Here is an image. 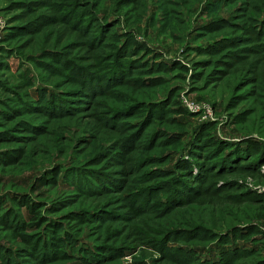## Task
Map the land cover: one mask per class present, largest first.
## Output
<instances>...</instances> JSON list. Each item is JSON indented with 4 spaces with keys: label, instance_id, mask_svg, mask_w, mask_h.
<instances>
[{
    "label": "rangeland",
    "instance_id": "obj_1",
    "mask_svg": "<svg viewBox=\"0 0 264 264\" xmlns=\"http://www.w3.org/2000/svg\"><path fill=\"white\" fill-rule=\"evenodd\" d=\"M115 59L126 62L123 80L92 94L69 66L104 75ZM53 94L69 112L38 107ZM208 137L236 144L243 164L200 181L198 165L176 162L213 160ZM245 141L264 147V0H0V157H13L0 159V215H14V227L0 218V246L11 263H256L264 151ZM56 170L55 184L39 181ZM178 176L202 197L173 203ZM108 178L118 186L100 190ZM34 239L58 253L44 260Z\"/></svg>",
    "mask_w": 264,
    "mask_h": 264
},
{
    "label": "trees",
    "instance_id": "obj_2",
    "mask_svg": "<svg viewBox=\"0 0 264 264\" xmlns=\"http://www.w3.org/2000/svg\"><path fill=\"white\" fill-rule=\"evenodd\" d=\"M226 25H227V21L225 19H221V20H217V21H214V22L210 23L206 28L209 31H213V30L221 29V28H223ZM258 28H256V30ZM261 32L262 31L259 30L257 32V34H259ZM118 36H120V35H117V34L115 35V37H118ZM91 41H94V40H91ZM121 42H124V41H121ZM130 42H131L130 45H132V47L130 48V51L138 50L140 52L143 49L142 45H140V43H138V42H137L138 44L135 43V39L134 38H130ZM220 42L221 41H219V44H220ZM118 43H120V39H119ZM222 44H224V45L229 44V40H223ZM119 46L121 47V48L119 47L121 49V51H123L125 49V47H126L125 43L122 44V45H119ZM217 46L218 47H222L221 45H216V46H213V47L217 48ZM138 47H140V49ZM54 54H55V56H58V55H56L57 53H54ZM60 58H62V57H60ZM111 63L112 64L106 66L107 71L105 72L104 75H98V74H95L94 72H91V71L87 72V73H84L83 71H81V73L79 74L78 71L76 72V70H77L76 67H74L70 63H69V66L74 70L75 76L73 78L74 79L78 78V80H80L81 83H85L86 87H87L86 93H91L92 94V93L100 92V91L104 90L105 88H107L108 86H110L111 84H114L115 82L119 81L120 79H122V76L126 74V71L128 72L127 69H123V67H124L123 63H126L125 61H121L120 59H115ZM77 75H79V76H77ZM101 81L104 82V85L101 84ZM144 81H145L146 84H147V82L149 83L148 79H146ZM79 92L80 93H85V92H83V90L82 91L80 90ZM52 98H54V99L53 100L50 99V100H47V101H46V99L42 100V104H40V106H38V107L40 109L44 110L45 112L51 113L53 115H61V114H64V113L70 111V109L68 108L66 103L63 101V99H61L60 96H56V95L53 94ZM135 137H136L135 134H132V135H130L127 138V141L125 143L126 145L124 146L125 148H127V149H125L126 151L129 150V148L132 146V142L135 139ZM207 140H208L207 142L210 144L208 146L212 147L210 152L214 154V156H213L214 159L213 160L208 161L205 158V160H204L205 162H202V161L198 162V161H196L193 158H190V159L181 158V159H179L176 162V167L179 168L180 170H185L187 172H192L193 171V164L198 165V167H200V171H199V173H197L194 176H195V178H197V179L199 178V180L202 181L205 177L208 178L209 175L211 174L212 171H211L210 168H214V169H218V170L223 171V170H227V169H231V168L233 169V168L239 167V165L243 164V163H240L238 161H240V158L242 156H244V153H243L242 149L239 150L236 147L237 146L236 144L233 145L234 143L233 144L230 143L228 145L227 142L221 141V140H219V139H217L215 137H208ZM245 143L249 147H251L253 149V154H255L257 152H262V150L264 151V147H262V145L260 143L248 142V141H245ZM191 154H193V155L195 154L194 156H196V153L192 152ZM199 154H201V152H199ZM224 154L226 156H224ZM4 158L6 160V159H12L13 157L9 156V155H8V157H0V159H4ZM210 158H211V156H210ZM253 163L254 162H252L251 164L254 165ZM252 165H249V166H252ZM60 173H61V171H59V170H56L55 172H53L50 175L51 181L50 180L49 181L46 180L47 176L49 177V175H46V176L42 175L39 178V181L42 184H55L57 182V177L60 175ZM178 177H177V179H175L174 184L171 185V197L173 195L172 199H174L176 197V195H179L176 199L172 200L173 203L178 204V205L179 204H186L188 202L190 203L191 201H193L195 199L197 200V199L202 197V195L204 194L203 193L204 190L201 192L200 189H199L200 187L191 184L187 180L184 181L180 177H179L180 178L179 179ZM114 180H115V182H114ZM99 182L101 184L100 190L101 189L104 190V189H109L110 188V187H108L106 185V183H108V184L110 183L112 186L115 185V184H116V186H118V182L119 181L116 180V179H113V178H110V180H109V178H108L107 180L99 179ZM94 188H97V187H94ZM90 189H93V187L90 188ZM203 189H204V187H203ZM30 202L31 201H29L28 199H24V201H21L20 204L23 205V206H27L28 207V212L31 215V221H33V225L35 226V224H37V225L39 224L38 221L42 220V214L38 210V208L35 207V204L30 203ZM12 214L13 213H9V214L5 213V215L1 214L0 218L3 219V218L6 217L4 219V221H7V222H9L10 225H12L13 223H12L11 219H12V216H14ZM3 216H5V217H3ZM14 223H16L17 226L20 225L19 227H22L23 224H24V221L22 219H20L19 216H18L17 219H15ZM12 226L14 227V225H12ZM53 226L55 227L56 223ZM19 227L15 226V228H19ZM235 230L236 229H234V230H232V232H230L231 235H234V231ZM19 235L25 241L29 240L27 238V235H25L24 233H20ZM28 236L30 237L31 235H28ZM70 236L67 235L66 238L63 237L65 239H63L61 237L62 243L70 244L71 242H73L72 239L70 238ZM226 238H228V236H226ZM36 240L34 239L32 241L31 247L33 249L35 248V250L38 251L39 256L41 258H43L44 260L45 259H49V258L52 259V257L55 256L58 253L57 251L48 250V246L49 245L48 246L42 245L41 247L38 248L36 246ZM47 241L49 242L48 238H47ZM47 241H46V239H43V243H45ZM155 244H157V242ZM60 247L63 248V250L61 251V255L66 254V250L64 249V246L60 245ZM2 248H4V247L0 246V258H1V261L4 264H18L17 260L15 261V259H17V257H15V259H12V263H11V257H10L11 256V254H10L11 250L7 249V251L5 250L4 253H3L2 252V250H3ZM107 257H109V255H107ZM225 258L226 257H223L224 261H225ZM224 261L221 262L220 264H223ZM254 264H264V258L259 260V261H257Z\"/></svg>",
    "mask_w": 264,
    "mask_h": 264
}]
</instances>
